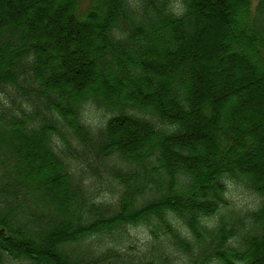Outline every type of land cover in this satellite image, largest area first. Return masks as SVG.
<instances>
[{
	"label": "trees",
	"instance_id": "1",
	"mask_svg": "<svg viewBox=\"0 0 264 264\" xmlns=\"http://www.w3.org/2000/svg\"><path fill=\"white\" fill-rule=\"evenodd\" d=\"M252 4L0 0V264H264Z\"/></svg>",
	"mask_w": 264,
	"mask_h": 264
},
{
	"label": "rangeland",
	"instance_id": "2",
	"mask_svg": "<svg viewBox=\"0 0 264 264\" xmlns=\"http://www.w3.org/2000/svg\"><path fill=\"white\" fill-rule=\"evenodd\" d=\"M257 2H258V0H253V4H252V7L253 8L257 5ZM221 71H223V70H221ZM209 83H211L209 85L210 88L211 89H214V87H215V81H214L213 78H212L211 82L209 81ZM256 86H257L258 89H260V92L259 93H261L262 92V90H261L262 86H260V83H257ZM231 103H232V101H231ZM249 108L252 109V110H254V108L252 107V105H250V106L247 105V107L245 106V111H247V109H249ZM92 110L94 112L95 117L98 118V120H99L100 119V116L103 114V110L102 109H99V108H96V107H93ZM129 233H130L131 237L135 240L137 247H139L143 242H145L148 239L147 238V236H148V229L146 227H140V228L131 229Z\"/></svg>",
	"mask_w": 264,
	"mask_h": 264
}]
</instances>
